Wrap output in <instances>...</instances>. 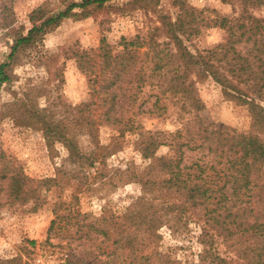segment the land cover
<instances>
[{
	"label": "trees",
	"instance_id": "16d2710c",
	"mask_svg": "<svg viewBox=\"0 0 264 264\" xmlns=\"http://www.w3.org/2000/svg\"><path fill=\"white\" fill-rule=\"evenodd\" d=\"M58 1L57 9H50V0L34 8L29 14L32 26L26 33L16 31L8 59L0 63V89L12 80L13 67L27 47L63 20L87 18L115 0ZM144 1L158 0L129 2ZM222 1L237 4V15L207 18L203 9L187 0H174L179 8L175 19L160 13L159 25L144 36H123L120 49L103 37L95 57L87 51L77 55L94 96L68 107L81 132L95 141L91 164L104 162L121 148L125 135L132 134L135 148L148 160L139 170L128 168L143 194L122 214L98 216L82 212L72 200L56 201L49 237L62 230L69 241L114 246L110 255L115 262L176 264L152 244L159 237L158 228L179 219L184 206L202 224L204 264H264V17L249 9L252 0ZM0 18V27L14 29L13 0H0ZM203 26L224 29L226 40L192 50L185 39L200 34ZM205 79L219 84L228 99L247 105L251 120L247 131L203 120L205 103L197 84ZM17 102L29 123L43 130L49 149L57 140L69 148L57 167L62 174L67 162H76L74 135L49 116L48 108ZM170 108L180 122L177 129L143 125L142 113L166 116ZM101 125L116 130L109 144L97 139ZM162 146H169L172 155H158ZM56 182V177H30L0 151V207L4 198L11 207L30 204L29 210L36 211L47 202L43 189Z\"/></svg>",
	"mask_w": 264,
	"mask_h": 264
},
{
	"label": "rangeland",
	"instance_id": "374dc122",
	"mask_svg": "<svg viewBox=\"0 0 264 264\" xmlns=\"http://www.w3.org/2000/svg\"><path fill=\"white\" fill-rule=\"evenodd\" d=\"M47 1L13 0L14 29L0 27V63L7 61L16 31L26 33L32 26L30 12ZM129 1L115 0L87 18L63 20L41 40L22 51L13 67L12 80L0 89V151L11 163L22 166L32 178H57L48 190L43 189L47 202L36 211L29 210L30 204L11 207L2 199L0 264H120L121 261L125 264L128 260L115 262L110 255L114 246L98 247V242L82 239L69 241L62 230H55L49 237L48 228L55 217L52 209L56 201L72 200L82 212L98 216L122 214L143 194L140 182L129 175L131 170L141 169L148 161L135 148L134 136L126 134L116 153L106 156L102 163L91 164L95 141L81 132L75 112L68 107L94 96L92 81L78 65L80 52L87 51L95 57L103 37L120 49L123 36L128 39L144 36L159 25L160 13H167L173 19L179 13L174 0H155L156 4ZM187 1L203 9L207 18L216 14L235 16L239 11L237 4L222 0ZM60 6L58 0H50V9ZM249 9L264 17V0H252ZM226 36L225 30L218 26H203L200 34L185 41L192 50L205 49L224 42ZM197 86L205 103L201 115L206 123L228 125L240 131L250 128L247 105L228 99L222 87L212 79L200 81ZM18 100H24L29 108H48L49 116L74 135L78 145L76 162H67L62 174L58 173L57 167H61L69 155V148L57 140L54 149H49L43 130L29 123L23 115L24 108L17 105ZM141 121L152 129L175 130L180 126L174 108L160 117L142 113ZM115 135L116 130L110 125H101L97 131L101 144L111 143ZM158 155L170 156L172 150L162 146ZM152 191L146 197H150ZM74 194L78 195L77 200L73 198ZM157 233L159 237L152 245L168 253L176 264H204L202 224L187 207L182 206L179 219L164 223Z\"/></svg>",
	"mask_w": 264,
	"mask_h": 264
}]
</instances>
